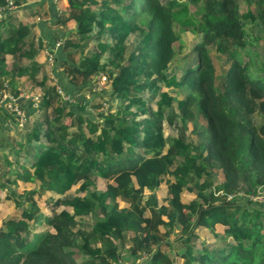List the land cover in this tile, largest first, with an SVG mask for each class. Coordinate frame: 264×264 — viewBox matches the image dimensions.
Masks as SVG:
<instances>
[{"label": "trees", "instance_id": "trees-1", "mask_svg": "<svg viewBox=\"0 0 264 264\" xmlns=\"http://www.w3.org/2000/svg\"><path fill=\"white\" fill-rule=\"evenodd\" d=\"M192 1L199 17L187 0H67L57 20L69 34L59 38L53 69L50 45L0 0V122L15 121L6 91L22 106V91L38 95L32 126L0 137V204L10 207L0 216V264H119L122 254L147 264H264V202L250 198L264 189V76L251 50L264 37V0L241 12L237 0ZM179 15L201 37L195 61L176 76L167 69ZM215 49L229 62L220 82ZM59 67L64 89L104 73L111 89L68 103L57 91ZM107 96L118 104L104 109ZM89 107L103 117L93 130ZM20 181H29L23 193ZM38 198L45 213L35 211Z\"/></svg>", "mask_w": 264, "mask_h": 264}, {"label": "rangeland", "instance_id": "rangeland-1", "mask_svg": "<svg viewBox=\"0 0 264 264\" xmlns=\"http://www.w3.org/2000/svg\"><path fill=\"white\" fill-rule=\"evenodd\" d=\"M188 1V12L191 13L193 16H200V13L202 11V8L198 7V4L196 3V1H192V0H187ZM237 5H238V12L244 11L249 5L250 6H254L253 3H248V0H237ZM184 16L183 15H179L178 17L175 18L174 21V28L177 30V32L179 33V39L177 41L174 42V49L177 51L176 56L174 57V59L172 60V62L170 63V67L167 69V71L169 73H174V75H179L182 71L183 67H186L190 64L193 63V61H195L196 59V52H194L191 48L192 45L195 43V41H198V39H200L201 37V32L198 31L197 33H195V29L193 28L192 25H186L185 24V20H183ZM243 21H245V19L242 18ZM247 29L249 30L251 26V22L247 21ZM251 50L256 52L257 54L255 55V59H253L252 62V67L256 70V72L260 75L264 76V67L262 66V62L264 61V37H257L256 39H254V44H252L251 46ZM57 51V50H56ZM54 54V53H53ZM212 57L213 60L215 62V66H216V74L218 77V82H220L221 80V76L224 74L229 62L227 59V56L225 53L221 52L220 50H213L212 51ZM45 57H43L41 59V61L44 60ZM48 59V58H47ZM49 66H52L54 69V64H56V62L53 60H49ZM58 63V61H57ZM56 70H57V66H56ZM61 71L60 75L65 76L64 71L62 70L61 67H59V70ZM38 75H41L40 72H38ZM104 76H106V74H103ZM24 77V76H22ZM98 76H94V78H92L91 80H89V82L87 84H85L84 86H82L81 88L79 87H75L73 85H69L71 89H75V90H71L70 94L73 95L75 97V102L76 104L80 103L83 98L87 99V103L88 101H91V99L96 95V93L100 92L101 94L106 93V91H110L111 88L106 87V84L103 82V78H101V80H98L97 78ZM38 78V77H37ZM65 79V78H64ZM177 92V95H179L180 97L184 96L185 88L183 87H178L177 89L174 90ZM4 92V90L2 91V93ZM10 92L6 91L5 94H9ZM31 93H26L22 103L25 104L24 106V116L25 118L23 120L20 119L19 116H17L15 113H13V111L10 109V107L8 105V111H10V113L14 116L15 121L12 120H7L4 119L0 122V137L1 136H5L9 133H15L16 131H22L25 130L27 128H30L33 124L34 121V115L35 113L31 114L30 113L32 111L35 110V105L38 101V95L35 93L32 94V96H30ZM159 98V97H158ZM155 99V98H154ZM153 99V101H154ZM25 100V102H24ZM69 103V100H65ZM73 103V104H74ZM118 104V99H113L111 100L109 98V96L106 97V102H104V109L110 107L111 105H116ZM152 105H155L154 102H152ZM100 109V108H99ZM76 110V109H75ZM87 112V120L89 122V126L91 127L90 129H94L95 128V124L92 123L93 119L96 121H103V117L98 115V110L94 109L92 107H89L86 109ZM38 114V112H37ZM37 114L35 115V117L37 116ZM18 121V122H17ZM22 129V130H21ZM171 130V126L169 124H167L165 122L164 124V135H167ZM14 151V150H13ZM21 153H19L18 158L21 160V158H24V162L25 163H29L31 161V158L28 157V155L26 156V153L22 152V150L20 151ZM222 179V174L220 173L219 170H215L213 172V181H218ZM96 182H101V179L99 178L98 180H96L95 182H92L90 184L91 188H95L97 187V183ZM79 184V182H78ZM78 184L74 185L72 188H70L69 190H67L64 193V196H71L73 195L75 192L78 191ZM29 187V181H20L16 183L15 188L20 190V193H23L25 190H27ZM159 189L161 190V194L163 195L165 193V184L162 183V185L159 187ZM185 196L187 198H190L191 196H193L192 193H188V192H184ZM260 197V199H252L255 200L256 202H264V189L260 191L259 195H257ZM251 198V196H250ZM40 203H44V200L41 198H38V204H36V206H38L35 211H42V212H46L48 210V206H44L41 205ZM121 204L123 205L124 203L121 202ZM10 207L6 206V204H0V216L1 217H5L6 215L8 216L10 213L9 211H7ZM12 209H14L13 207H11ZM10 210V209H9ZM9 213V214H8ZM39 213L36 212V215L34 217H37ZM39 220L37 219L35 221V223L32 224V226H36V228L39 230ZM91 225V221L89 218H86L82 221V225ZM216 230L217 231H222V226H220L219 224L216 225ZM170 239L174 240L175 236L174 234L170 235ZM209 243V241H207ZM180 244H174L172 248H170L169 253H171V255L174 257L173 259L175 260L176 263H178L181 259L177 256V251H179L180 249ZM178 249V250H177ZM142 258H137V259H132L127 257L126 255L122 254V259H121V263L119 264H147V258L141 256Z\"/></svg>", "mask_w": 264, "mask_h": 264}, {"label": "crops", "instance_id": "crops-1", "mask_svg": "<svg viewBox=\"0 0 264 264\" xmlns=\"http://www.w3.org/2000/svg\"><path fill=\"white\" fill-rule=\"evenodd\" d=\"M67 5V0H59L57 2L54 0H23L22 5L20 7L15 5L14 9H17V17L22 18L29 23L30 29L35 32V36L38 41L41 40L42 43L51 45L60 37H64L69 34L67 26L60 20H57V17L67 12ZM35 6H37L38 9H35ZM32 10H34L33 13L39 10L45 14L41 15L42 17L39 16L40 14L30 15ZM37 57L41 60L45 57V55L41 51ZM57 78L59 83H61L60 78L62 80L65 76L60 75V77ZM69 87L70 86L66 89L67 91L70 92L71 90H75ZM25 92L26 91H22L23 94L28 93V91L26 93ZM1 102L4 103V101Z\"/></svg>", "mask_w": 264, "mask_h": 264}, {"label": "built area", "instance_id": "built-area-1", "mask_svg": "<svg viewBox=\"0 0 264 264\" xmlns=\"http://www.w3.org/2000/svg\"><path fill=\"white\" fill-rule=\"evenodd\" d=\"M57 1V0H54ZM9 6L10 7H14V3L12 0H8ZM63 44V39H58L55 43V46L53 48V50H46L45 53L47 55V58L49 60H53L54 58V51H56L61 45ZM49 62V61H48ZM101 78H103V82H105L106 76L102 75ZM100 78V80H101ZM56 87H57V91L59 92V94L61 95V98L65 101V100H69V103H74L75 102V97L73 95L70 94L69 91H67L66 89H64L62 83H56ZM4 101L5 104L8 105L10 107V109L13 111V113H15L17 116L20 117L21 120H23L25 118L24 116V107L22 105H19L17 103L18 98L14 97L11 94H4ZM38 98V97H37ZM67 102V101H66ZM37 105V104H36ZM35 105V106H36ZM34 106V107H35ZM7 107V106H6ZM8 109V108H7ZM18 122V121H17ZM259 195V194H257ZM257 195H251L252 199H260L259 196Z\"/></svg>", "mask_w": 264, "mask_h": 264}, {"label": "clouds", "instance_id": "clouds-1", "mask_svg": "<svg viewBox=\"0 0 264 264\" xmlns=\"http://www.w3.org/2000/svg\"><path fill=\"white\" fill-rule=\"evenodd\" d=\"M57 1H59V0H57ZM57 1H56V2H57ZM57 40H58V39H57ZM57 40H56V41H57ZM56 41H54V42L52 43V45H50L46 50H50V49L53 50ZM57 50H58V49H57Z\"/></svg>", "mask_w": 264, "mask_h": 264}]
</instances>
